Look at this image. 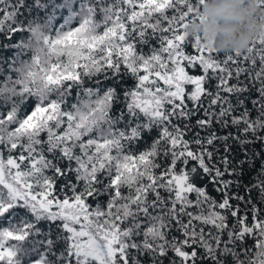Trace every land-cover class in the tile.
<instances>
[{
  "label": "snow or ice",
  "instance_id": "6c2138e0",
  "mask_svg": "<svg viewBox=\"0 0 264 264\" xmlns=\"http://www.w3.org/2000/svg\"><path fill=\"white\" fill-rule=\"evenodd\" d=\"M202 3L0 0V264H264V0Z\"/></svg>",
  "mask_w": 264,
  "mask_h": 264
},
{
  "label": "clouds",
  "instance_id": "9594fccd",
  "mask_svg": "<svg viewBox=\"0 0 264 264\" xmlns=\"http://www.w3.org/2000/svg\"><path fill=\"white\" fill-rule=\"evenodd\" d=\"M256 0H203L199 17L186 29L188 37L200 35L223 55L244 52L255 39Z\"/></svg>",
  "mask_w": 264,
  "mask_h": 264
},
{
  "label": "trees",
  "instance_id": "16d2710c",
  "mask_svg": "<svg viewBox=\"0 0 264 264\" xmlns=\"http://www.w3.org/2000/svg\"><path fill=\"white\" fill-rule=\"evenodd\" d=\"M188 51H192L191 48L188 49ZM221 57H223L224 55L223 54H219Z\"/></svg>",
  "mask_w": 264,
  "mask_h": 264
}]
</instances>
